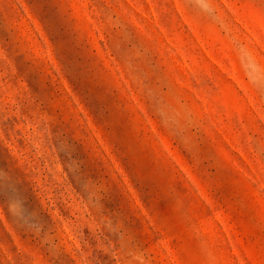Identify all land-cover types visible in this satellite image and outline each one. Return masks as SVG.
Wrapping results in <instances>:
<instances>
[{
	"label": "rangeland",
	"instance_id": "1",
	"mask_svg": "<svg viewBox=\"0 0 264 264\" xmlns=\"http://www.w3.org/2000/svg\"><path fill=\"white\" fill-rule=\"evenodd\" d=\"M0 264H264V0H0Z\"/></svg>",
	"mask_w": 264,
	"mask_h": 264
},
{
	"label": "clouds",
	"instance_id": "2",
	"mask_svg": "<svg viewBox=\"0 0 264 264\" xmlns=\"http://www.w3.org/2000/svg\"><path fill=\"white\" fill-rule=\"evenodd\" d=\"M238 54V59L240 62L245 63V64H250L251 63V58L249 54L244 51L242 48L237 50Z\"/></svg>",
	"mask_w": 264,
	"mask_h": 264
}]
</instances>
